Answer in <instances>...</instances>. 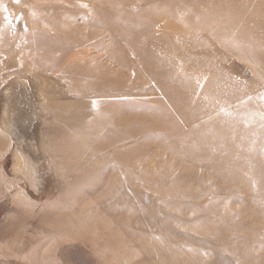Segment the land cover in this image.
<instances>
[{
  "label": "rangeland",
  "instance_id": "rangeland-1",
  "mask_svg": "<svg viewBox=\"0 0 264 264\" xmlns=\"http://www.w3.org/2000/svg\"><path fill=\"white\" fill-rule=\"evenodd\" d=\"M100 2L0 0V126L7 108L18 113L15 135L4 123L11 149L0 133V264H264V74L232 57L166 79V61L148 67L144 58V69L129 76L141 61L137 53L149 49L129 48L108 30L76 21L84 12L97 18ZM154 2L142 5L143 16ZM161 23L153 30L162 32ZM85 35L96 36L92 49L52 46L51 39L68 44ZM88 48L102 56L90 69L82 61L86 70H105L99 87L74 60L82 51L89 59ZM111 78H130L133 90L125 96ZM115 88L116 98L99 97ZM119 106L131 110L126 122L117 116L118 125L94 132L107 117L91 109ZM239 155L247 156L249 178L242 170L225 177Z\"/></svg>",
  "mask_w": 264,
  "mask_h": 264
},
{
  "label": "bare ground",
  "instance_id": "bare-ground-1",
  "mask_svg": "<svg viewBox=\"0 0 264 264\" xmlns=\"http://www.w3.org/2000/svg\"><path fill=\"white\" fill-rule=\"evenodd\" d=\"M136 1H137V4H135L136 5L135 6L132 3H130L129 0H101V2L98 3V5H99L98 9L96 10V12H94L95 13L94 15L98 16L97 18L92 20L91 18L88 17V16H90L89 12L87 14H85V12H84V13H81V15L78 16L76 19V21H82L83 25H86V23H87V24L92 25V27H99L100 26L103 29L108 30V32L110 34L111 33L113 34V38H114L115 42L119 41V43L127 45V47H129V48H134L136 46H138V47L140 46L142 49L145 47H147L149 49L147 51H144L143 54L137 53V55L139 57L141 56V58L138 59V60L141 59V61H138V63H136V64H131V66H133V67H130V69H129V76H130V70H132V69H139L141 67L144 69V67L142 65V63H144V61H143L144 58H145L144 60H146V62L151 61V62H148L149 65H147L148 63L145 62L148 67L150 66V67H156L157 68V66H158L157 62H159V61H152V60L159 59L161 61L162 60L166 61L165 65L167 64L168 65L167 67H169L165 70V72H167V74L165 76L166 79L171 78V77H175L176 79L179 77V79H181V78H183L181 75H183L190 68H195V69H198L200 71L201 70L205 71V70L210 69V68L212 69V68H214L215 64L219 63L217 60H220V59L223 60V59H228V58H232V57H238L240 59H243L244 61L247 62V64L248 63H249V65L252 64L253 66H255L256 68H258L260 70L261 74L262 73L264 74V64H260V61L264 62V0H136ZM152 2H154L153 5H151L149 8H147L145 10V13L143 12V14H144V16H143L141 14L142 11L144 10V9L141 10L142 5L149 4ZM92 8H93V6H92ZM101 10H103V13L101 12ZM90 14H92V13L90 12ZM153 14L159 15V17L152 16ZM56 16L57 15L54 16V18H53L54 20H55ZM68 17L71 19L72 16L68 15ZM87 20H89V21H87ZM66 22L68 23V22H70V20H66ZM158 22H162L161 24L164 27L163 31L160 33L156 32L157 30L156 31L153 30V29H155V25L158 24ZM210 22L212 24H210ZM40 24H42V22H40ZM42 25H41V27H42ZM46 25H49V24H46ZM44 27H45V25H44ZM161 28H162V26H161ZM44 29L46 30V28H44ZM50 33L55 34L52 31ZM146 34H149V35H146ZM95 35H96V33H95ZM96 36L92 35V36L86 37V35H85V36H83V38L77 37L76 39H73V41H70L68 44H66V42L63 41V42H65L64 43L65 46H64L63 42H61L62 39H60V40L59 39H57V40L51 39L52 41L51 40L50 41L52 42V46L54 44H56L57 46L61 45V47L67 48V49H63V50L61 49L63 52H65V50L70 51L71 49H73L75 47L81 48V49L89 47L88 46L90 44L89 38H91V37L96 38ZM55 38H57V36ZM63 38L66 39L65 37H63ZM47 40H49V39L47 38ZM185 42H188V43H185ZM91 46L92 45H90V47ZM117 47H118V45H117ZM49 48L50 49H48V50L51 51L52 47H49ZM94 48L95 47L93 46V49ZM91 49H92V47H91ZM91 49H89V52L91 51ZM56 50H57V48H56ZM116 50H118V49H116ZM62 51H61V55L59 53L60 56L59 55L57 56L60 58L58 61H62L61 58L63 57V55H65V54H63ZM91 52L93 55L89 59H84V57H83V56H86L88 54V52H86V51H82V52H78V53L73 52L75 55L74 60L75 61L81 60V62L85 61L86 68H89V67L92 68L91 66H93V65H90V64H92V63L97 64V62L100 61V59H102L101 58L102 56L99 55V53L96 52V50H94V52L93 51H91ZM112 52L108 50L105 54H108L109 58L112 59V56H113ZM220 56H221V58H220ZM94 57H96L95 59H97V60H94L93 59ZM146 57H149L148 60L146 59ZM33 58H34V55H33ZM75 61H74V63H77ZM121 61L125 62L126 64H129L128 59L121 58ZM29 64H30V61H29ZM31 64H33V63H31ZM162 65H164V63ZM162 65H160V70H162V68L166 67L165 65H164L165 67ZM82 66H83V62H82ZM82 66H80V69L82 68ZM54 68H55V66L51 65L48 69L53 70ZM32 69H33V67H32ZM83 69H84V71H83L82 75L85 78L91 77L95 80V82L92 83L94 86H95V84H96V86L100 85L101 82L98 83L99 79H97V78L102 74L103 71H105V70L102 71V69H103L102 67H99L98 70H95V69L94 70H86L83 66ZM83 69H81V70H83ZM26 70H28V69L26 68ZM81 70H80V72H82ZM63 71H64V69L63 70L61 69L59 71V74L64 75V77H65V75H68V74H66V72H63ZM105 74H107V73L105 72ZM108 74H109V72H108ZM151 77H152V75H151ZM54 78L55 77L50 78V81L53 84H57L59 88H64V84L62 85L59 82L55 83L56 79H54ZM113 78H116L115 75ZM113 78H111L110 81L113 80ZM148 78H150V77H148ZM179 79H177V80H179ZM85 80H87V79H85ZM110 81H108V82H110ZM212 81L216 83L217 81H219V79L217 76H215ZM128 83H131L130 78H128V80L124 84H122V83L117 84V82L115 80L111 81V84H114L116 86L117 85L120 86L119 89L121 91H123L125 96L126 95L128 96L129 94H127V93H131L130 91L133 90V89H131L132 87H130V85ZM261 83L264 84V82H262V81H261ZM53 84H52V86H53ZM132 84L133 83H131V86H132ZM107 85H108V83H107ZM94 86H93V88H94ZM102 86H104V84ZM97 87H99V86H97ZM108 87H110V85L107 86V89H108ZM76 89H77V86H74V84H71L69 90L75 91ZM115 89H116V91L109 90L107 92V90H106V93L100 94L99 97L103 98V97H106L109 95L113 96L114 93L116 94L118 92L117 88H115ZM3 90L5 91V89H3ZM95 90H96V88H95ZM127 90L128 91L130 90V91L127 92ZM51 92H53V91H51ZM65 95L70 99V96L67 93ZM116 95L113 96V98L114 97L116 98L117 97ZM207 96L208 95H202L197 100H199L201 98H205ZM262 97H260L259 102H263V100H264L263 94H262ZM188 101H192V100L188 99ZM73 102H75V104H77V106L83 105V106H85V108H89V106L87 107V105L90 104L88 101H84V102L73 101ZM194 103H192V104H194ZM248 103H249V101H248ZM118 105H120V104H118ZM120 108L121 107L119 106L118 109L117 108H105V109L94 110V111H93V109H91L92 112L90 111L91 112L90 114L93 115L94 117H96V115L99 118L107 117L106 118L107 120L105 119L106 121H104L105 124L98 125V127L94 128L93 131L97 132L99 129V132H102L105 128H107L108 124L113 125V123H114V125H115V123H117V125H118L117 121L119 118H116L117 116H121L122 118H124L123 119V120H125L124 122H126V120H127L126 114H128L129 111L131 112V110L124 109V108H122V110H121ZM210 108H212V107H210ZM210 108H207L206 112ZM69 109H71V107ZM74 109H75V107L72 108L70 110V112L74 111ZM14 110H16V109H14ZM203 110L205 111V109H203ZM192 112H195V111L193 110ZM15 113L16 112H14L12 114V116L9 115V110L7 108V110L5 112L4 120L2 122V125L0 126V133L7 136L10 139V142H11V144L9 146L10 149H11V146L13 145V141L11 140L12 136L9 133L10 131H7L5 128L7 127V125L12 124V125H10L9 128H11V130L13 131L12 134L15 135V131H14L15 127L13 125V122H14V120H17L14 117L18 114V113H16V114ZM130 114H132V113H130ZM145 114H147V113H145ZM148 115H149V113H148ZM55 117L57 119H59L60 121L66 120V115H64V114L63 115L59 114ZM128 117H129V115H128ZM74 120H78V118H74ZM134 120L135 119H133V122H134ZM90 121H93V119L89 120V122ZM206 122H207V120H206ZM4 123L7 125H5ZM87 127H88L87 129L91 132V127H92L91 123H89ZM111 127H113V126H111ZM84 129H85V127H84ZM248 133L250 134L251 137L258 136V134L254 133V132H248ZM215 134H216V132H210V133L206 134V137L213 138V136ZM217 135H218V130H217ZM201 141L202 140H200L199 142H201ZM234 143L237 146V143L236 142H234ZM155 144H156V142H155ZM200 144H202V143H200ZM172 153H174V152H172ZM245 157H247V156L246 155L245 156L239 155V156L232 157L231 161L235 162L236 160H238L239 164L235 165V166H233V165L229 166L230 171H228L225 174V177H227L228 175H231L232 173H236V172L242 170L244 172L246 178H249V173L246 170L245 163L244 162L242 163V161ZM151 160H153V159H151ZM167 176H168V174H167ZM157 179H160V178L158 177ZM178 182H179V180H178ZM261 210L264 212L263 208ZM126 223H127V221H126ZM120 224H122V223H120ZM62 241H66V240H62ZM69 242H71V240Z\"/></svg>",
  "mask_w": 264,
  "mask_h": 264
}]
</instances>
